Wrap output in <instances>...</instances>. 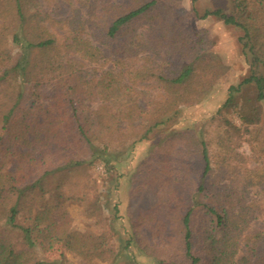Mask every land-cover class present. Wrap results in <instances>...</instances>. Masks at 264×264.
<instances>
[{
  "label": "trees",
  "instance_id": "trees-1",
  "mask_svg": "<svg viewBox=\"0 0 264 264\" xmlns=\"http://www.w3.org/2000/svg\"><path fill=\"white\" fill-rule=\"evenodd\" d=\"M183 1L0 0V264H50L57 246L60 264H121L133 241L153 264H264V210L245 197L264 181L239 152L261 122L263 76L229 87L211 140L175 131L150 147L164 193L132 219L121 250L111 244L118 207L110 218L89 187L77 191L79 171L147 139L231 75ZM232 5L230 15L202 18L239 28L253 63L264 66V0ZM183 135L199 150L200 177L179 155L189 150ZM74 204L98 231L74 228Z\"/></svg>",
  "mask_w": 264,
  "mask_h": 264
},
{
  "label": "rangeland",
  "instance_id": "rangeland-1",
  "mask_svg": "<svg viewBox=\"0 0 264 264\" xmlns=\"http://www.w3.org/2000/svg\"><path fill=\"white\" fill-rule=\"evenodd\" d=\"M182 9L187 12H193L194 19L192 26L196 29L207 30L215 41L214 51L221 63L231 69V75L223 78L219 86L208 93L198 104L181 110L178 114L168 115L169 121L163 127L152 131L147 139L134 143L132 141L124 146L114 148V158L103 156L102 161H98L91 167L78 172L77 178L80 186L77 191L82 192L86 186L93 196H99L101 204L109 208L108 215L114 217L115 206L118 207L119 219L113 222L118 232L117 236L112 238L111 244L115 249L121 250L122 241L130 238L132 219L138 215L152 210L162 199L164 188L162 182L157 181V174L160 173V164L156 166L148 162L150 147L162 140H168L171 132H181L190 135L197 134L200 131L205 132L208 140H211L216 134V125L219 124L212 119L217 115L218 109L227 98L228 90L231 85L239 84L244 78L251 74L264 77V66L254 64L250 53L244 47L242 31L232 25H226L224 21L215 16H209L205 19L202 16L207 11L222 10L227 15L232 14V0H184ZM105 60L104 68H109V51L104 49ZM103 63V61H102ZM100 66H89L90 74ZM252 91V90H251ZM253 92V91H252ZM262 105L261 122L253 126L252 134H249L243 146L239 149L245 157L250 159L248 166L250 168H259V175L264 181V103ZM226 117L237 124L241 120L235 112H229ZM182 147H188V151H182L179 154L181 159L188 163L195 174L202 172V162L199 156V150L191 142V137L183 135ZM180 142V141H179ZM194 148V149H193ZM212 153H215L216 146L212 143ZM104 161H111L113 169L107 171ZM149 165L151 167H149ZM159 166V167H158ZM157 173V174H156ZM92 196V197H93ZM245 197L249 203H259L258 209L264 210V187H248L245 191ZM263 207V208H262ZM255 208H257L255 206ZM71 213L74 217V228L78 230L98 231L95 221L88 219L83 215L80 205L74 204L71 207ZM264 214V212H263ZM119 238V240H118ZM122 239V241H121ZM121 253V252H120ZM50 264H60V250L57 246L48 255ZM136 259L145 264H153L152 260L144 257L135 241H133L128 250H123L120 255L121 264H133L130 259Z\"/></svg>",
  "mask_w": 264,
  "mask_h": 264
}]
</instances>
